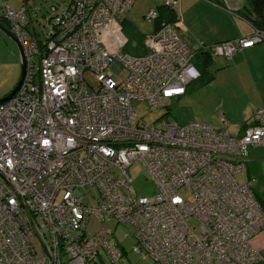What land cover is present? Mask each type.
I'll return each instance as SVG.
<instances>
[{
	"label": "built area",
	"instance_id": "2783aa9c",
	"mask_svg": "<svg viewBox=\"0 0 264 264\" xmlns=\"http://www.w3.org/2000/svg\"><path fill=\"white\" fill-rule=\"evenodd\" d=\"M132 3L73 0L63 10L53 8L54 32L40 41L27 9L3 2L1 14L21 45L25 72L13 97L0 102V171L25 203L53 264H63L61 256L67 264H93L101 253L115 263L127 238L133 253L160 264H253L261 256L250 241L264 228V212L236 174L250 148L264 147V108L241 136L201 122L137 118L132 99L164 108L200 72L193 63L197 53L176 24L148 34L144 55L124 51L128 39L118 19ZM157 16L150 10L147 19ZM263 40L256 30L211 51L229 59ZM123 68L127 77L118 82ZM134 163L156 195L138 196L132 188L128 168ZM120 226L127 228L122 239ZM0 264H48L1 177Z\"/></svg>",
	"mask_w": 264,
	"mask_h": 264
},
{
	"label": "crops",
	"instance_id": "0c3cea01",
	"mask_svg": "<svg viewBox=\"0 0 264 264\" xmlns=\"http://www.w3.org/2000/svg\"><path fill=\"white\" fill-rule=\"evenodd\" d=\"M164 1L158 2L161 5ZM178 1L180 18L176 26L182 39L194 51L202 45L234 40L249 33L239 16L248 8L246 0ZM4 2L9 7L6 0ZM208 71L211 76L205 83H190L185 95L170 102L174 100L185 106V122H203L241 136L255 122L257 110L264 108V41L236 53L224 67L218 57H213ZM192 100L198 101L199 111H189L186 107ZM221 116L226 122L221 120ZM243 162L245 168L236 176L242 174L243 184H249L264 204V147L250 148ZM250 242L262 257L254 264H264V228ZM149 261L150 264H160L151 259ZM100 262L103 263V259Z\"/></svg>",
	"mask_w": 264,
	"mask_h": 264
},
{
	"label": "rangeland",
	"instance_id": "374dc122",
	"mask_svg": "<svg viewBox=\"0 0 264 264\" xmlns=\"http://www.w3.org/2000/svg\"><path fill=\"white\" fill-rule=\"evenodd\" d=\"M70 0H6L9 8L13 10H18L22 6H26L29 11L31 19V29L37 34L41 41H45L50 34L54 32V27L52 26L51 17L53 15L52 8L64 9ZM159 0H134V5H132L131 11L129 10L125 14V18L132 22L140 34H149L152 31L153 23L152 20H148L146 14L151 9L160 5ZM4 0H0V16L1 8ZM155 3H159L154 5ZM150 6H152L150 8ZM145 16V17H144ZM123 17V16H122ZM3 27L11 31V26L6 21L2 22ZM124 36V35H123ZM130 45H136L132 42ZM196 63V60L193 61ZM21 56L17 44L9 38L6 34L0 31V100L7 97L18 84L21 77ZM127 70L123 68L120 75L116 77V81L121 82L127 77ZM92 81V80H91ZM131 107L134 115L137 118L142 119L145 123L154 124L159 123V121H167L169 123H178L181 125L190 123L185 122L184 112L185 106H180L177 101L170 102L167 107L151 110L149 105L145 101H140L138 99L131 100ZM189 107L188 110L194 112L200 110L197 100H192V102L186 106ZM219 115V114H218ZM219 118V117H218ZM193 122V121H191ZM203 123V122H201ZM207 124V123H206ZM213 126V125H212ZM215 127V126H214ZM219 128V127H215ZM221 128V127H220ZM128 171L133 178L132 188L136 191L138 196L151 197L157 194V187L154 185L153 181L146 176V172L142 170V167L138 163L132 164ZM240 184H243V175L239 174L236 176ZM180 195L188 197L187 191L184 189L180 190ZM192 221L191 219L189 220ZM108 228L113 229L114 223L107 224ZM124 227H118L116 229V234L119 239V233H126ZM120 247H124L123 257L116 263H112L108 257L102 254L103 263L97 258L98 264H150L151 261L146 256L139 257L132 251L133 240L127 238L123 243H120ZM63 264H67L68 257L61 256Z\"/></svg>",
	"mask_w": 264,
	"mask_h": 264
},
{
	"label": "trees",
	"instance_id": "16d2710c",
	"mask_svg": "<svg viewBox=\"0 0 264 264\" xmlns=\"http://www.w3.org/2000/svg\"><path fill=\"white\" fill-rule=\"evenodd\" d=\"M246 1L248 3V8L245 11H243L242 13H240L239 16H240V19L244 22L245 26L249 29V33L247 35L240 36L239 38H236L234 40H226V41H235V40L243 38V37L244 38L251 37L256 30L264 32V0H246ZM72 2H73V0H70L65 8H67ZM166 2H167V0H165L161 5L157 6L155 9H153L157 12V15H158L157 18L152 21V23L154 25L153 32H155L161 24H176L180 18L179 12H178L179 11L178 10V5H179L178 2L179 1L176 0V4L171 5V6L167 5ZM133 3H134V0H133ZM133 3H132V5H133ZM22 7L26 8L25 5ZM53 8H55V7H53ZM53 8H52V12H53ZM131 8H132V6L130 7L129 10H131ZM55 9H58V8H55ZM58 10H63V9H58ZM27 11H28V9H27ZM127 12L125 14H127ZM125 14L123 15V17H120L118 19L119 23L121 24L122 30H123L122 34L124 35V37H126L128 39V44L126 45V48L124 51L126 53H130V54L135 55V56L144 55L146 53V48L144 45V39L148 34H144V35L140 34L139 31L137 30V28L135 27V25L124 17ZM28 15H29V11H28ZM147 15H148V13L146 14L145 18H147ZM29 17H30V15H29ZM52 17H53V15H52ZM52 17H51V20H52ZM0 19H3V18H0ZM153 32H151V33H153ZM151 33H149V34H151ZM35 35H36V38L38 40H40L36 33H35ZM131 40H134V41H132L134 43H136V41H137V44L136 45H130ZM226 41L217 42L216 44L226 42ZM259 43H261V42H259ZM216 44L202 45L199 50H195V52L197 54H196V58H195L196 63H194V65L199 70L200 76L196 80L192 81V82H195V83H193L194 85L197 83H205V81L210 78L211 73L208 71V67L212 64L213 57H217L216 55H214L212 53L211 47L216 45ZM244 49L245 48L237 51L236 53L241 52ZM233 56H231L229 59H225V58L223 59V58L218 57L222 61V67H224L226 62H228ZM186 93H187V90H186ZM253 194H254V192H253ZM254 196H255L256 200L259 202V204H260V206L264 212V204L260 200H258V198L256 197L255 194H254ZM123 249H124V247H122V252H123L122 257L125 254ZM98 258L101 260L102 255L100 254L98 256ZM261 259H262V257H261ZM93 264H98L97 260L93 261Z\"/></svg>",
	"mask_w": 264,
	"mask_h": 264
},
{
	"label": "water",
	"instance_id": "95a60500",
	"mask_svg": "<svg viewBox=\"0 0 264 264\" xmlns=\"http://www.w3.org/2000/svg\"><path fill=\"white\" fill-rule=\"evenodd\" d=\"M0 18H2V16H0ZM1 20V19H0ZM0 31H2L4 34H6L9 38H11L18 46L19 52H20V56H21V77L20 80L18 82V84L16 85V87L14 88V90L4 99L0 100V102H4L7 101L8 99H10L18 90L19 86L21 85L23 76H24V72H25V60H24V54L21 48V45L19 44L17 38L14 36V34L5 29L3 27V25L1 24L0 21ZM0 177L4 180V182L9 186V188L11 189V191L13 192L14 196L16 197V199L19 201V203L21 204L24 213L26 215L27 221L29 223V225L31 226V228L33 229L35 235L37 236L38 240L40 241V244L45 252V254L47 255V259H48V264H53V255L52 252L50 251L46 241L44 240L43 236L41 235V233L39 232L30 212L28 211L25 203L20 199V197L18 196L17 192L15 191V189L13 188V186L10 184V182L8 181V179L1 173L0 171Z\"/></svg>",
	"mask_w": 264,
	"mask_h": 264
},
{
	"label": "bare ground",
	"instance_id": "6f19581e",
	"mask_svg": "<svg viewBox=\"0 0 264 264\" xmlns=\"http://www.w3.org/2000/svg\"><path fill=\"white\" fill-rule=\"evenodd\" d=\"M3 17H4V16H3ZM3 19H5V20L7 21V19H6L5 17H4ZM3 19H1V20H3ZM108 32H109V35H110V34H115L114 31H113L112 29H109ZM122 35H123V34H122ZM112 50H113V49H112ZM12 97H13V96H12ZM12 97H11V98H12ZM8 100H9V99H8ZM8 100H7V101H8ZM4 102H5V101H4ZM124 228H125L126 231H127V228H126V227H124ZM126 231H125V232H126ZM126 233H127V232H126ZM126 233H122V234H121V232H120V233H119L120 238H121V237H124V235H125Z\"/></svg>",
	"mask_w": 264,
	"mask_h": 264
},
{
	"label": "flooded vegetation",
	"instance_id": "af4514ba",
	"mask_svg": "<svg viewBox=\"0 0 264 264\" xmlns=\"http://www.w3.org/2000/svg\"><path fill=\"white\" fill-rule=\"evenodd\" d=\"M5 19L1 20L2 22H4ZM6 21V20H5Z\"/></svg>",
	"mask_w": 264,
	"mask_h": 264
},
{
	"label": "clouds",
	"instance_id": "9594fccd",
	"mask_svg": "<svg viewBox=\"0 0 264 264\" xmlns=\"http://www.w3.org/2000/svg\"><path fill=\"white\" fill-rule=\"evenodd\" d=\"M2 18H4V17L2 16Z\"/></svg>",
	"mask_w": 264,
	"mask_h": 264
}]
</instances>
